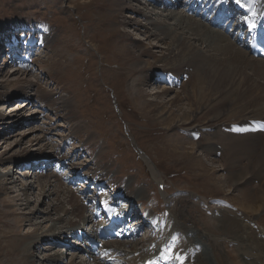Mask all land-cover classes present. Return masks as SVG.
Wrapping results in <instances>:
<instances>
[{
  "label": "rangeland",
  "instance_id": "rangeland-1",
  "mask_svg": "<svg viewBox=\"0 0 264 264\" xmlns=\"http://www.w3.org/2000/svg\"><path fill=\"white\" fill-rule=\"evenodd\" d=\"M114 1L117 0H0V173L8 174L7 177H1L3 190L0 192V264L91 262L84 257L80 246H76L80 247L79 249L74 247L73 243L71 245L74 237L70 242L60 239L62 245L49 239L39 245L35 241L29 258L25 260L20 259L8 243V238L15 230L11 218L26 212L23 208L27 201L28 210L38 208V212L32 215L34 223H40L47 215L52 217L48 206L57 195L52 194L47 200L39 198L34 190L33 176L39 175L36 170L38 168L32 164V167L24 166L43 160V157L48 158L51 155L56 158L58 155L68 156L73 152L72 155L77 157L76 163L84 172L91 173V177H101L115 194L119 193L120 199L132 203L130 214L132 218L137 219L139 225L136 226L141 225V230L146 226L143 220H146L147 216L149 225L151 222L153 225L158 218L163 217V220L169 216L168 202L165 198H160L156 186L158 178H161L159 180L165 185L168 197L190 193L208 200L221 201L233 193L232 188L221 189L223 186L219 180L226 177L222 164L207 160L208 157H204L200 152V149H203L200 145L204 143L206 134L225 129L231 125L229 123L238 121L240 116L231 114L232 108L225 101H219L220 106H214L216 101L213 100L215 96L212 94L199 103H195L191 96H187L188 100L184 93L190 92L193 83L191 86H183V90L178 88L163 98H157L154 96L155 92L161 91L165 85L163 81L160 80V85L150 77L139 85L144 94L141 98L137 97L131 87V82L137 78V74L133 78L127 75L130 60L137 59L139 54L129 53L128 50H144L156 43L154 40L145 41L143 34L125 24L129 16L138 21L142 18L131 15L125 8L116 9ZM157 1L126 0L125 5L139 7L143 12H155L158 15L171 11L183 12L179 4L169 8L165 5L167 0ZM234 2L246 9L254 3L253 0ZM257 2L264 3V0ZM259 3L256 15L264 8ZM243 12L245 13V10ZM152 18L156 19V16L152 15ZM33 33L36 35L29 37V43H39L34 46L35 50H32V65L22 70L15 60L11 61L6 54L13 50L7 47V44H11L8 39L14 36L13 39L17 40L21 34ZM27 38L28 36H22L18 42ZM121 45L127 46V52L122 54ZM143 46L146 47L143 49ZM153 50L151 51L155 56H146L142 60L154 62L155 66L163 65L158 61L163 49ZM29 83H32V86L27 88V93L21 95ZM6 92L10 93V96H5ZM174 93H178L182 100L179 101L180 107L177 106L179 108H172L174 114L179 117L194 108L193 116L187 127H179V130L169 127L170 130L167 131L164 129L166 124L156 122L148 111L149 108H143V102L145 105L148 103L150 106H159L165 104ZM221 94L228 98L233 95L227 91ZM249 110L252 111L251 116L255 115L254 108L250 107ZM187 128H195L197 132L186 130ZM175 135L190 139L191 144L183 143L182 146H193L192 156L182 157L179 152L175 153L174 139H171L177 138ZM260 137L264 139V135ZM66 141H70V144ZM179 144L177 145L181 146ZM39 148L41 154L37 155ZM263 151L261 146L253 155L262 157ZM37 156L42 158L39 157L38 160ZM220 156V153H216L212 157L220 160ZM197 158H200V161L202 159L204 167L207 166L210 170L201 169L196 165ZM242 162H246V159ZM77 168L75 167L74 171L80 172ZM50 172L52 171L46 173ZM56 175L62 178L65 171ZM213 178L219 180L214 181ZM79 185H76V190L81 188ZM62 186L74 192V187ZM137 191L139 192L136 193ZM73 194L67 204L76 202L77 207L85 208L79 197H76L77 194ZM121 194L125 196H120ZM135 194L139 196L135 197ZM5 196L14 200L18 214H7V206L1 203ZM139 209L142 212L141 217L136 214ZM86 211L79 210V214L88 217ZM253 220L257 221L256 228H264V214ZM253 220H250L252 224ZM82 227L86 229L87 224ZM153 228L155 230L142 231V235L145 232L146 234H138L134 242L112 241L125 245V248L121 247L123 251L118 255L116 264H127L126 257L131 252L160 242L156 232L158 227ZM26 230L28 228L24 227L22 232ZM183 243H187V240ZM55 254L56 260H50Z\"/></svg>",
  "mask_w": 264,
  "mask_h": 264
},
{
  "label": "bare ground",
  "instance_id": "bare-ground-1",
  "mask_svg": "<svg viewBox=\"0 0 264 264\" xmlns=\"http://www.w3.org/2000/svg\"><path fill=\"white\" fill-rule=\"evenodd\" d=\"M125 2L126 0L114 1L116 9L123 10L125 8L131 15H138L142 19L138 21L129 16V19L124 23L143 34L145 41L154 40L156 43L149 48L143 46V49L146 47L144 50H128L129 53L137 52L139 54L137 59L130 60L131 65L127 75L129 78H133L137 74V78L131 82V87L137 97L141 98L144 94L139 85L150 77L155 81L164 82V88L155 92L154 96L157 98H163L170 91L173 92L178 88L183 90V86L193 83L190 92L184 93L186 97L191 96L195 103H199L212 94L215 96L213 100L216 101L214 106H220L219 101H225L232 108L231 114L240 116L238 121L229 123L231 125L225 129L214 130L212 133L206 134L204 143L200 145V148H203L200 149V152L204 157H208L207 160L222 164L226 177H223L222 180L213 178L214 181H220L223 186L221 189L232 188L233 193L228 194L226 198H223L224 200L215 201L190 193L168 197L164 189L161 197L168 202L169 216L163 220V217L158 218L159 220L153 222V227H158L156 232L160 242L131 252L126 257V263L143 264L154 256L160 255L159 264L176 260H181V264H264V228H256L257 221L253 220H257L264 214V155L262 157L253 155V152L261 146L264 149V141H261L264 139L260 137L264 135V132H261L257 126V123H264V60L255 59L247 50L238 46L224 33L209 27L199 19L187 16L184 12L171 11L164 15H158L155 12L146 13L139 7L125 5ZM171 3L174 7L180 3V0H172ZM152 15L156 16V19L152 18ZM31 40L33 41V37ZM169 40H171L170 43ZM121 47L123 54L127 46L121 45ZM153 49H158L155 51L163 49L160 58H158V61L163 65L155 66L154 62L142 60L146 56L149 58L155 56L151 51ZM31 86L32 83H29L22 90L21 95L27 93V88L30 89ZM224 91L233 94L232 97L228 98L221 94ZM9 94L6 92L5 96ZM180 98L178 93H174L169 96L165 104L156 106L153 100L155 106H150L148 103L145 105L143 102V108H149L148 111L156 122L166 124L167 127L164 129L167 131L170 130L169 127L179 130V127L185 128L190 124L194 110L192 108L189 112L186 111L183 113L184 115L177 117L178 114L176 116L172 108L180 107ZM250 107L255 109L253 116H251ZM234 126H237V129L231 128ZM189 129H192V132H197L195 128ZM175 136L178 139L171 138L174 139L175 153L179 152L182 157L192 156L194 154L193 146L189 148L182 146L183 143L191 144L190 139L184 136ZM178 143L181 146H178ZM216 153H220V160L212 157ZM38 154H41V148L37 149ZM50 156L43 157V160L52 158ZM39 157L37 156L38 159ZM243 159H246V162H242ZM64 160L68 159L65 156L56 157L57 162ZM196 163L201 169H208L206 165L204 167L202 159L200 161V158H197ZM77 170L80 169L77 168ZM50 171L52 172L39 175L34 173L33 176L34 190L39 198L47 200L52 194L57 195V198L48 206L52 217L47 215L40 223H34L32 215L38 212V208L28 210V201L23 208V211L26 212L18 214L14 200H10L6 196L1 200V203L7 206L5 211L8 215L18 214L11 218L15 230L8 238V243L22 260L29 258L31 247L35 241L38 242V245L47 242V239L53 243L61 244L60 239L70 242L75 237L76 231L81 229L85 233H88V230L93 232V225L86 229L82 227L90 217L79 214V210L83 211L86 208L77 207L76 202L67 204L74 196V192L72 193L66 187L63 188L62 185L67 186V184H63V179L58 178L53 170ZM7 176L8 174L0 173V192L3 190L1 177ZM159 179L161 178L156 180L157 185L162 183ZM252 182H257L258 185ZM125 191L126 188L122 192L125 193ZM120 196L125 195L121 194ZM136 196L139 195L135 194ZM250 220L254 221L253 224ZM159 222L160 225H158ZM24 227H27L28 230L22 232ZM138 227L141 225L135 227V231ZM76 239L74 238L71 245L73 243V246H80L87 255V259L91 260L90 264H103L87 252L85 239L80 243ZM185 240L187 243L184 244ZM121 247L125 248V245L109 242L103 248L110 249L113 251L112 254L119 255L123 251ZM127 248L130 249V246ZM161 251H163L162 256ZM56 256L57 254L49 259L55 261ZM177 257L181 259H177ZM69 264L77 263L70 261Z\"/></svg>",
  "mask_w": 264,
  "mask_h": 264
},
{
  "label": "snow or ice",
  "instance_id": "snow-or-ice-1",
  "mask_svg": "<svg viewBox=\"0 0 264 264\" xmlns=\"http://www.w3.org/2000/svg\"><path fill=\"white\" fill-rule=\"evenodd\" d=\"M237 2H239V0H237ZM177 259H181L180 257H177Z\"/></svg>",
  "mask_w": 264,
  "mask_h": 264
},
{
  "label": "water",
  "instance_id": "water-1",
  "mask_svg": "<svg viewBox=\"0 0 264 264\" xmlns=\"http://www.w3.org/2000/svg\"><path fill=\"white\" fill-rule=\"evenodd\" d=\"M39 160V159H38Z\"/></svg>",
  "mask_w": 264,
  "mask_h": 264
}]
</instances>
